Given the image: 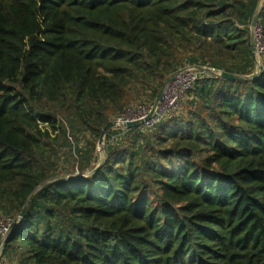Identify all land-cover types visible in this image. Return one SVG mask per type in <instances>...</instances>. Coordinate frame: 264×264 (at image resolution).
I'll return each instance as SVG.
<instances>
[{
  "label": "trees",
  "instance_id": "1",
  "mask_svg": "<svg viewBox=\"0 0 264 264\" xmlns=\"http://www.w3.org/2000/svg\"><path fill=\"white\" fill-rule=\"evenodd\" d=\"M258 1L0 0L4 262L264 264V54L244 78ZM258 22L264 39V6ZM185 66L240 79L202 73L172 118L110 129L98 168L58 178L60 115L98 139Z\"/></svg>",
  "mask_w": 264,
  "mask_h": 264
},
{
  "label": "rangeland",
  "instance_id": "2",
  "mask_svg": "<svg viewBox=\"0 0 264 264\" xmlns=\"http://www.w3.org/2000/svg\"><path fill=\"white\" fill-rule=\"evenodd\" d=\"M263 6H264V0H262V2H261L259 10H261V8ZM249 32H250V27H249ZM255 39H256V43H259L261 46L264 45V39H263V37H261V33H260V29H259V22H258L256 30H255ZM262 55H260L258 57L259 64L261 63V56ZM205 68H207L208 71H206V72L202 71L203 73H207L210 75H214V74L218 73L215 69H214L215 71L212 72L210 70V67H205ZM255 70H256V68H255ZM174 74H176V73H174ZM185 95H184L183 99H181L179 108L175 114L180 112L181 107L188 103L190 98L185 96ZM126 99H127L126 103L129 106L127 109H135L136 107H138L137 105H143V104L147 105V104H152L155 102L152 98V93L149 90L132 91L128 94ZM65 115H67V114L60 115V117H61L60 122H61V125L66 129V134H67V138L69 139L71 149L68 148V146H66V147L62 148V150L60 151V154H59L60 162L58 163V165L61 168V170L58 173V178H66L67 179L69 177H77L78 175L81 174L82 170H85V172L83 173V176H88L90 171L93 168L94 169L98 168L102 164V162L104 161V159H105L104 148L99 147V145H98L99 138L97 139V137H94L93 135H91L85 128L80 127L77 123H74V124L72 123V126H70L71 125L70 117H68L69 115L68 116H65ZM112 116H113V119H111ZM111 117L109 118V121L111 119L110 122H111V124H113V122H115L116 116L114 117V115H111ZM75 127H76V130L74 129ZM93 149L95 151H93ZM91 150L93 152V154H92L93 159L91 161V164H88V162H86L84 160V157L78 156L77 151H81V152L84 151L85 152V151H91ZM81 166H83V167L81 168ZM0 214L4 215V213L1 210H0ZM2 217H4V216H2ZM2 224L3 223L0 222V228L6 227L5 225L2 226ZM1 231H0V233L3 232V231L2 232ZM0 237H1V235H0ZM3 242H4L3 240L2 241L0 240V264H7L6 262H4L5 260L3 261V258H1L2 251H3V248H2ZM8 264H16V263H15L14 259H12L10 257Z\"/></svg>",
  "mask_w": 264,
  "mask_h": 264
},
{
  "label": "built area",
  "instance_id": "3",
  "mask_svg": "<svg viewBox=\"0 0 264 264\" xmlns=\"http://www.w3.org/2000/svg\"><path fill=\"white\" fill-rule=\"evenodd\" d=\"M256 46L258 56L264 54V45L261 46L259 43H256ZM180 70L182 72H176L173 80L165 84L161 101L157 103L153 116L146 120L143 127L152 129L161 121L172 118L179 108L181 99H183L184 95L192 88L195 82L202 77L203 73L199 68L194 66H186ZM210 70L212 72L215 71L213 68H210ZM217 72V74H214L215 76H219L220 72ZM154 103L137 105L138 107L135 109H127L118 114L115 122H113L119 125V128L116 129L125 130L124 125L126 123L146 119L152 113ZM0 222L3 223L2 226H6L0 228V231H3L0 233V240L2 241L9 233L12 222L2 216H0Z\"/></svg>",
  "mask_w": 264,
  "mask_h": 264
},
{
  "label": "water",
  "instance_id": "4",
  "mask_svg": "<svg viewBox=\"0 0 264 264\" xmlns=\"http://www.w3.org/2000/svg\"><path fill=\"white\" fill-rule=\"evenodd\" d=\"M261 2H262V0H259V2H258V4H257L256 11H255V15L253 16L252 21H251V23H250V50H251V53H252L253 58H254V61H255L256 72L253 73L250 77H244V78H246V79H247V78L255 79V77L257 76V74H258L259 71H260V64H259V62H258V57H259V56H258V53H257V46H256V39H255V30H256V27H257V24H258V14H259V11H260L259 9H260ZM199 69H200L201 71H203V72L208 71V69L205 68V67H200ZM179 72H182V71L180 70V71H178V73H179ZM219 76H220L221 78H223V79H230V80L240 79L239 76L231 75V74H228V73H225V72H220V73H219ZM174 77H175V74L172 75L171 77H169V78L166 80L165 84H166V83H170V82L173 80ZM164 86H165V85H164ZM164 86H163L162 89L159 91V93H158V95H157V97H156V99H155V103H154V105H153L152 113H151L146 119H144V120H139V121H135V122H128V123H126V124L124 125L125 129L130 130V129H134V128H140V127H143V125H144V123L146 122V120L150 119V118L153 116L154 111H155L156 106H157V103L160 102L161 99H162ZM116 128H119V125L113 123V124H111L110 126L106 127V128L103 130V132H102V134H101V136H100V138H99V141H98V145H99V147H101V148H105V138H106L107 132H108L110 129H116ZM72 178H74V177H69L68 179H72ZM31 199H32V196H30L29 199L26 201V203H25V205H24V207H23V209H22V212H21V216H20V218H23V217L25 216V213H26V211H27V207H28V205H29ZM4 244H5V242H3V244H2V248H3Z\"/></svg>",
  "mask_w": 264,
  "mask_h": 264
}]
</instances>
